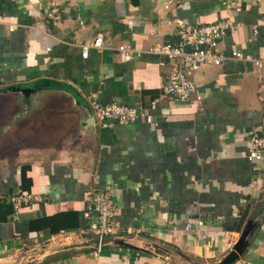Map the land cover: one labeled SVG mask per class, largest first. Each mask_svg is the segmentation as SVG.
Returning a JSON list of instances; mask_svg holds the SVG:
<instances>
[{
    "label": "crops",
    "instance_id": "obj_1",
    "mask_svg": "<svg viewBox=\"0 0 264 264\" xmlns=\"http://www.w3.org/2000/svg\"><path fill=\"white\" fill-rule=\"evenodd\" d=\"M220 19L228 58L177 103L151 48L177 43L179 21ZM114 101L156 126L100 123L94 106ZM263 122L264 0H0V264H217L248 226L230 264H264V164L247 157ZM93 185L116 210L100 250L84 231Z\"/></svg>",
    "mask_w": 264,
    "mask_h": 264
},
{
    "label": "built area",
    "instance_id": "obj_2",
    "mask_svg": "<svg viewBox=\"0 0 264 264\" xmlns=\"http://www.w3.org/2000/svg\"><path fill=\"white\" fill-rule=\"evenodd\" d=\"M179 39L177 43H161L154 45L151 51L160 56L159 65L169 68V74L163 86L165 95L177 103L189 101L192 95L201 100V90L195 81V73L205 64L220 65L228 58L221 51L220 44L233 27L231 20L220 19L208 23L192 24L179 21ZM90 47L103 48L104 38L99 35L92 42L83 46V54L88 55ZM117 49L126 60L134 57L131 45L123 43ZM231 58L247 59L260 63L249 54H244L237 48L232 49ZM96 119L100 123L114 121L118 123L134 122L141 116L152 125L156 126L154 116L148 109L138 110L120 102L96 104L94 106ZM247 157L251 163L260 167L264 164V122L260 129L254 131L249 138ZM87 207L84 216L88 225L86 233L97 237V248L100 250L105 245L106 237L113 233L117 226L115 220V206L111 200V193L106 188L93 185L86 193ZM28 200L31 195H22ZM39 197V196H38ZM38 199H41L40 197Z\"/></svg>",
    "mask_w": 264,
    "mask_h": 264
},
{
    "label": "water",
    "instance_id": "obj_3",
    "mask_svg": "<svg viewBox=\"0 0 264 264\" xmlns=\"http://www.w3.org/2000/svg\"><path fill=\"white\" fill-rule=\"evenodd\" d=\"M194 216L195 218H200L203 221V223L214 224V221L212 220L213 218L211 217L210 214L208 215V217H206L205 215H194ZM251 229L252 226H248L245 228L239 241L235 245L234 249L221 262L217 264H230L237 259L239 254L243 252L244 243L246 242V238L251 232Z\"/></svg>",
    "mask_w": 264,
    "mask_h": 264
},
{
    "label": "trees",
    "instance_id": "obj_4",
    "mask_svg": "<svg viewBox=\"0 0 264 264\" xmlns=\"http://www.w3.org/2000/svg\"><path fill=\"white\" fill-rule=\"evenodd\" d=\"M245 217H246V213H244L243 215H242V217H241V219H240V223H239V225H238V227H237V230H240V227H241V225L243 224V222H244V220H245Z\"/></svg>",
    "mask_w": 264,
    "mask_h": 264
}]
</instances>
